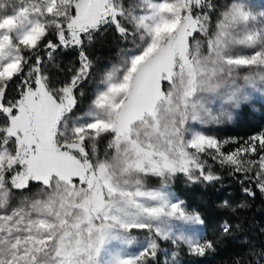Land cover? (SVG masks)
Listing matches in <instances>:
<instances>
[{"label":"snow or ice","instance_id":"1","mask_svg":"<svg viewBox=\"0 0 264 264\" xmlns=\"http://www.w3.org/2000/svg\"><path fill=\"white\" fill-rule=\"evenodd\" d=\"M107 34L115 60L101 65L91 49ZM254 93L264 95L256 0H0V264H182V246L214 252L242 230L233 217L247 203L222 200L227 218L206 239L173 185L222 184L219 169L244 196L253 185L264 195V128L214 134ZM247 255L235 264H264V249Z\"/></svg>","mask_w":264,"mask_h":264},{"label":"trees","instance_id":"2","mask_svg":"<svg viewBox=\"0 0 264 264\" xmlns=\"http://www.w3.org/2000/svg\"><path fill=\"white\" fill-rule=\"evenodd\" d=\"M96 45V48L94 47L96 51L103 55H107L111 48V42L107 38H100ZM73 59V55L67 54L61 56L59 61L63 66ZM250 111L248 108L243 111L238 123L229 129L230 136L243 137L264 128V104L260 106L258 113ZM217 171L223 177L222 184L205 186L204 200L195 208L201 212L208 225L205 238H214L218 231V222L227 218L224 210L218 207L224 199H230L234 203H247L248 207L237 209L233 217L236 223L242 224V230L219 239L214 252H209L202 258L196 257L190 264H235L238 259L252 261L254 258L247 255L249 248L264 249V231H262L264 230V195L253 185L255 198L244 196L239 191V186L227 175L226 170L217 169Z\"/></svg>","mask_w":264,"mask_h":264},{"label":"rangeland","instance_id":"3","mask_svg":"<svg viewBox=\"0 0 264 264\" xmlns=\"http://www.w3.org/2000/svg\"><path fill=\"white\" fill-rule=\"evenodd\" d=\"M221 2H223V0H221ZM256 3L259 5L260 3H264V0H256ZM100 38H107L110 40L111 42V48L109 49V52L107 55H103V54H99L98 51H96V43L95 45L92 47L91 51L93 53V55L98 58V62L101 65L107 64L109 61H113L115 60V48L114 45L112 43V36L111 34H107L104 37H99L97 39V41ZM95 47V48H94ZM67 64V63H66ZM98 79V77H97ZM94 89V84L93 83H89L85 86V92L90 96L92 91ZM87 100H85L82 103L81 107L86 106L87 104ZM264 104V95L260 94V93H254L252 99L247 102L246 104L242 105L240 109L236 110L234 112V119L231 123H227L223 126H221L214 134H217L221 137H229V129L233 126H235L239 119L242 117L243 111L245 109H250V112H255L258 113L259 112V108L260 106ZM232 137V136H230ZM152 183H155V181H152ZM205 186L202 185H191L188 186L184 183L183 177H179L175 184L173 185V189L174 191L177 193V195H179L182 199H184L186 201V203L190 206L191 209L196 210L195 208H197L198 206H200L201 202H203L204 197H203V193L205 191ZM197 211V210H196ZM140 239H142V237H140ZM161 246L165 249H168L169 252L175 250L173 248V246L169 243V242H161ZM138 247V245H133L130 247V250L132 248H136ZM181 258H182V264H190L193 263L195 261L196 257H191L187 254V249L184 248L182 246L181 248Z\"/></svg>","mask_w":264,"mask_h":264}]
</instances>
